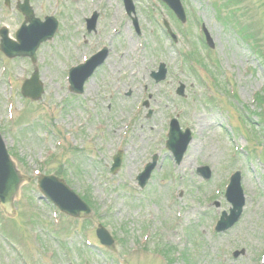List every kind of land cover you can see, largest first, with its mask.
Returning <instances> with one entry per match:
<instances>
[{
	"label": "rangeland",
	"instance_id": "rangeland-1",
	"mask_svg": "<svg viewBox=\"0 0 264 264\" xmlns=\"http://www.w3.org/2000/svg\"><path fill=\"white\" fill-rule=\"evenodd\" d=\"M181 1L183 22L160 0H133L129 17L122 0H61L60 6L56 0H31L37 16L42 9L55 14L59 29L38 52L45 87L39 101L23 97V77L11 81L0 69V131L29 179L12 215L0 206V264H26L24 258L30 264L260 263L264 0ZM95 11L97 31L88 36L85 19ZM18 21L12 9L0 10V28L7 24L12 31ZM104 45L109 48L104 64L84 93L72 94L67 73ZM15 62L21 69L13 67ZM161 63L168 77L157 84L151 73ZM10 64L14 77L34 70L26 59ZM174 118L193 132L179 165L165 147ZM119 150L123 165L113 176L112 158ZM154 154H159L158 167L142 189L138 176ZM202 167L210 169L211 178L202 176ZM237 172L246 197L243 216L227 232L215 233L222 213L231 209L225 194ZM49 174L63 178L99 213L84 220L60 212L56 223L54 206L40 199L37 185L39 176ZM99 223L115 239L112 251L97 237Z\"/></svg>",
	"mask_w": 264,
	"mask_h": 264
},
{
	"label": "water",
	"instance_id": "water-1",
	"mask_svg": "<svg viewBox=\"0 0 264 264\" xmlns=\"http://www.w3.org/2000/svg\"><path fill=\"white\" fill-rule=\"evenodd\" d=\"M173 6L174 2L171 3ZM31 17V16H30ZM32 23H34L33 19H30ZM30 34H24L21 36V40H23L24 45L29 43L31 40L36 39L37 37L41 36L43 33V27L37 24H34L29 29ZM37 82L36 80L31 81L28 86H35V91L33 95L30 93L29 88L25 89V95H31L34 96V98H39L42 89L41 87L35 85ZM38 84V83H37ZM172 143V142H171ZM172 145V144H171ZM175 151V150H174ZM183 152L179 153V157H182ZM180 161V159H179ZM15 168L11 164L10 160H8L7 156L4 154L1 146H0V199L2 200L3 204L6 206V209L8 212L11 211V208L13 206V197L15 196L19 184L21 182V178L18 174L15 173ZM239 177H235L233 180V183L231 185V188L229 190V193L227 195L228 200L234 204L235 209L232 211L233 216L229 219L228 227L232 226L240 217L243 206H244V200L240 202L239 196L240 193L239 190ZM227 227V228H228ZM226 229V228H225Z\"/></svg>",
	"mask_w": 264,
	"mask_h": 264
},
{
	"label": "flooded vegetation",
	"instance_id": "flooded-vegetation-1",
	"mask_svg": "<svg viewBox=\"0 0 264 264\" xmlns=\"http://www.w3.org/2000/svg\"><path fill=\"white\" fill-rule=\"evenodd\" d=\"M9 1H10L9 2V6H6L5 5V2H3V6H4V8L6 10H11L12 9L14 11V13L18 16V19H19L18 26L16 25L17 26V29H18L23 24V21H24V17L22 15L21 11H20V6L22 5V1L21 0H9ZM2 26H6L8 28V30H7L8 31V35H9V37L11 39H14L16 37V35L12 31H17V29L15 30V28H14L11 31V28H10L9 25L2 24L1 27ZM3 28H5V27H3ZM3 28H1V29H3ZM4 30H6V29H4Z\"/></svg>",
	"mask_w": 264,
	"mask_h": 264
}]
</instances>
